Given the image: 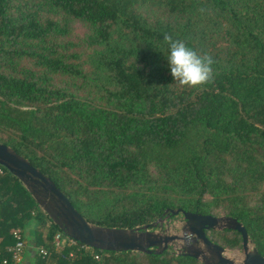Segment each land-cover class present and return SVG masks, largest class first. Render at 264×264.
<instances>
[{
  "label": "trees",
  "instance_id": "16d2710c",
  "mask_svg": "<svg viewBox=\"0 0 264 264\" xmlns=\"http://www.w3.org/2000/svg\"><path fill=\"white\" fill-rule=\"evenodd\" d=\"M165 34L213 58L211 84L173 81ZM0 143L89 223L219 210L264 257V0H0ZM15 229L34 249L30 264H202L169 249L71 244L0 165V264ZM205 235L241 245L235 230Z\"/></svg>",
  "mask_w": 264,
  "mask_h": 264
},
{
  "label": "water",
  "instance_id": "95a60500",
  "mask_svg": "<svg viewBox=\"0 0 264 264\" xmlns=\"http://www.w3.org/2000/svg\"><path fill=\"white\" fill-rule=\"evenodd\" d=\"M0 165L16 177L33 197L48 218L67 237L83 245L106 251H136L160 254L175 240H181L178 252L199 260L202 264H235L224 255L225 248L210 241L207 230L231 229L240 234L243 258L240 264H264L261 256L249 239L243 225L227 215H200L166 208L164 217L181 213L182 235L167 234L155 230L161 227L163 218L141 226L123 228L95 225L87 222L70 204L67 197L49 178L33 167L24 157L9 146L0 143Z\"/></svg>",
  "mask_w": 264,
  "mask_h": 264
},
{
  "label": "clouds",
  "instance_id": "9594fccd",
  "mask_svg": "<svg viewBox=\"0 0 264 264\" xmlns=\"http://www.w3.org/2000/svg\"><path fill=\"white\" fill-rule=\"evenodd\" d=\"M163 39L169 50L166 59L173 81L182 87L197 90L213 82L212 65L215 61L210 55L199 54L184 41L173 39L168 34Z\"/></svg>",
  "mask_w": 264,
  "mask_h": 264
},
{
  "label": "rangeland",
  "instance_id": "374dc122",
  "mask_svg": "<svg viewBox=\"0 0 264 264\" xmlns=\"http://www.w3.org/2000/svg\"><path fill=\"white\" fill-rule=\"evenodd\" d=\"M70 24H71L72 32L74 34L81 35L84 32V30H85V27L79 21H72V22H70ZM215 215L216 216H221L223 214H222L221 211L218 210V211L215 212ZM182 225H183L182 216L177 214V215H175L172 218H169V217L163 218L162 221H161V227L160 228L156 227L155 230L158 231V232H162L161 229H164V232L167 233V234H174V235H177V236H181L182 235ZM29 234L30 233L28 231V228H26L23 231V235L28 237ZM181 245H182V241L181 240H175L174 242H172L168 246L167 249H169V250H171L173 252H178L181 249L180 248ZM251 246H252V244L249 245V248ZM224 248H225L224 255L226 257L232 259L235 262V264H240L241 263L242 258H243V253H242V250H241L240 246H237V247H234V248H226V247H224ZM27 250L30 251L29 249H27ZM25 251H26V248L24 250L23 255L25 254Z\"/></svg>",
  "mask_w": 264,
  "mask_h": 264
},
{
  "label": "built area",
  "instance_id": "2783aa9c",
  "mask_svg": "<svg viewBox=\"0 0 264 264\" xmlns=\"http://www.w3.org/2000/svg\"><path fill=\"white\" fill-rule=\"evenodd\" d=\"M12 236H13L14 241L12 244H10L6 248L8 256L2 260V264H20L21 263L23 253L26 248V242L24 241L23 237H21L19 229H15L12 232ZM62 240L63 238L61 234L59 232H56L53 235V239H52L54 247L59 249L62 245ZM69 242L71 244H75L74 239L69 238ZM38 253L41 255H45L46 250L42 247H39Z\"/></svg>",
  "mask_w": 264,
  "mask_h": 264
},
{
  "label": "crops",
  "instance_id": "0c3cea01",
  "mask_svg": "<svg viewBox=\"0 0 264 264\" xmlns=\"http://www.w3.org/2000/svg\"><path fill=\"white\" fill-rule=\"evenodd\" d=\"M25 241H26V251H25V254L22 256V260L20 264H30L31 257L34 252V250L32 249V246L28 242L29 241L28 238H25ZM27 249H29L30 251H28Z\"/></svg>",
  "mask_w": 264,
  "mask_h": 264
},
{
  "label": "flooded vegetation",
  "instance_id": "af4514ba",
  "mask_svg": "<svg viewBox=\"0 0 264 264\" xmlns=\"http://www.w3.org/2000/svg\"><path fill=\"white\" fill-rule=\"evenodd\" d=\"M207 231H209V230H207ZM206 232V231H205Z\"/></svg>",
  "mask_w": 264,
  "mask_h": 264
}]
</instances>
